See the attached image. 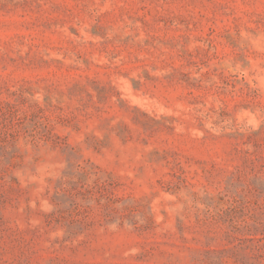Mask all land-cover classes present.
Instances as JSON below:
<instances>
[{"label": "rangeland", "instance_id": "374dc122", "mask_svg": "<svg viewBox=\"0 0 264 264\" xmlns=\"http://www.w3.org/2000/svg\"><path fill=\"white\" fill-rule=\"evenodd\" d=\"M0 264H264V0H0Z\"/></svg>", "mask_w": 264, "mask_h": 264}]
</instances>
